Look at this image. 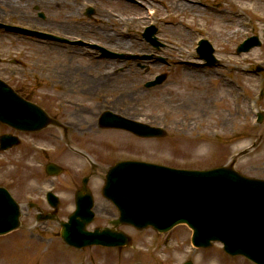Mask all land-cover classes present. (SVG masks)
<instances>
[{"label":"rangeland","instance_id":"rangeland-1","mask_svg":"<svg viewBox=\"0 0 264 264\" xmlns=\"http://www.w3.org/2000/svg\"><path fill=\"white\" fill-rule=\"evenodd\" d=\"M143 1L150 0H98L93 2L95 14L90 19L68 16L77 6H61L60 0H22L20 12L0 7V22L4 24L67 35L70 40L77 38L84 44H97L113 54L98 56V51L87 45H75L69 54L54 48V44L44 46L38 39L20 40L2 34L0 80L52 115L61 114L62 118L77 114L69 120L78 122L81 129L93 124L104 110L164 129L166 136L159 140L136 141L125 132L96 128L93 132L102 134L92 135L88 131V136L79 137L80 150L99 166L97 177L88 183L96 203L103 201L104 183L98 177L103 169L122 159L187 170H207L234 162L233 168L239 174L264 180V71L256 73V67L264 70V0H192L201 1L205 8H202L203 16L185 11L174 14L167 5L175 0H153L156 14L150 22L163 45L159 50L141 39L148 22L136 23L124 34L125 23L112 15H123L122 7ZM217 8H229L234 10L237 19L241 17L243 24L235 35L228 36L233 29L232 14L225 17L216 12ZM39 12L44 13V21L38 17ZM177 21L182 22L180 27L174 25ZM106 29L116 37L113 41L122 37L132 40L134 45L127 51L111 48V41L101 33ZM252 36L259 38L261 46L237 55V46ZM182 37L188 38L190 46H184ZM198 40H206L211 45L218 65L206 66L199 59L195 52ZM187 54L188 64L184 65L180 61ZM11 60L19 65H9ZM109 61L123 70L119 84H132L133 90L126 96L119 92L113 94L109 81L99 76L108 68ZM151 62L154 64L150 65ZM161 73L167 74L162 85L152 89L144 87L154 75ZM83 85L82 89H88L89 94L79 90ZM253 108L263 116L260 124H254ZM51 131L18 133L21 144L0 152V187L9 191L21 209L20 228L0 237V264H14L7 263L6 259L11 255L9 251L22 241L39 243L25 258L29 261L35 256L31 264H38L34 261L37 258L34 251L37 255L43 254L48 264H182L187 260L193 264H252L246 259L225 255L219 244L206 249L193 248L191 231L182 225L166 234H158L151 228L137 231L119 226L130 238L128 245L119 249L75 250L65 246L60 241L59 224L36 222V212L28 207L33 202L43 212H49L51 209L43 197L51 190L60 201L56 211L58 219L67 220L74 210V194L88 173L82 159L61 143L52 145L56 140ZM10 132L0 124V136ZM257 138L261 142L252 149ZM35 146H41L44 151ZM48 162L62 166L63 174L47 176L44 167ZM109 209L106 218L97 213L88 229L104 226L109 219H114L116 211Z\"/></svg>","mask_w":264,"mask_h":264},{"label":"water","instance_id":"water-1","mask_svg":"<svg viewBox=\"0 0 264 264\" xmlns=\"http://www.w3.org/2000/svg\"><path fill=\"white\" fill-rule=\"evenodd\" d=\"M4 28L47 37L20 28ZM146 38L150 40L151 33ZM259 45L256 37L251 38L237 48V53L243 54ZM199 54L209 64L216 63L213 50L206 41L201 43ZM164 78L158 77L147 86L160 84ZM0 122L28 132L57 125L40 108L21 100L2 81ZM100 126L129 130L143 137H162L165 134L158 128L133 123L110 112L101 116ZM16 144V139L8 135L0 139L1 150ZM45 170L49 175L61 173L55 165H48ZM103 194L118 207L123 223L138 229L151 226L161 233L178 224H186L193 231L192 245L205 248L211 242H220L227 254L241 255L255 264H264L263 180H248L231 167L198 172L170 170L144 163H121L108 171ZM47 198L56 208V198L52 194H48ZM76 202V212L61 225L63 241L78 248L90 245L123 246L127 243L124 235L108 230L87 232L85 227L93 218L91 197L88 193H79ZM19 217L18 205L7 190L0 188V235L17 229Z\"/></svg>","mask_w":264,"mask_h":264},{"label":"bare ground","instance_id":"bare-ground-1","mask_svg":"<svg viewBox=\"0 0 264 264\" xmlns=\"http://www.w3.org/2000/svg\"><path fill=\"white\" fill-rule=\"evenodd\" d=\"M20 1L22 0H0V7H5V8H10V10H15L17 12H20L21 9H23L20 4ZM61 1V6H71L72 3L68 2V0H60ZM149 1V0H148ZM161 1V0H160ZM210 1H214V0H210ZM218 4V3H217ZM28 5V4H27ZM236 5H234L233 3V8H235ZM24 7L26 8V6L24 5ZM168 9L170 8L172 10V12H174V14L178 13L180 14V12H190L195 16H203L204 14V7L201 3V1H192V0H175L174 3L168 4L167 5ZM204 8V9H202ZM125 11V14L117 16L116 13H113L112 15L116 16L118 20H122L125 24L124 27L126 30L130 29V27H132V25L142 22V23H147L149 22L152 17L156 14V6L154 4L153 0H150L149 2H139V4H135L133 6L128 5L125 7H122V11ZM234 12V10H232ZM229 10V8H224V9H216V12L220 15L223 16H227V15H231L232 17V24L231 26H233L232 30L230 32H228V36L231 35H235L238 30L239 27H241V25L243 24V20L241 19V17L239 19H237V17L234 15V13ZM111 15V17H112ZM109 20V19H107ZM176 27H180L182 25L181 21H177L174 24ZM186 25L189 26V24L187 23ZM106 34L107 40H110L111 42H109V45L111 48L115 49V50H130L129 48L132 47L134 44L132 43V40L130 39H123L122 37L119 38V40H114V38H116L115 36L109 35L107 32L108 30L106 29ZM183 41L186 42L184 44V46H190L187 43L188 38L187 37H182ZM192 44V42H190ZM188 54L186 55V57L182 58V64L187 65L188 64ZM111 61V60H110ZM109 61V62H110ZM196 66V65H195ZM118 70V71H117ZM206 77L209 76V73H205ZM100 77H104L109 81V85L112 86V92L114 93H121L123 96H126V94H128L130 91H132V84L131 83H122L119 84L120 79L124 76L123 70L118 69L117 65L115 64V62H110L108 64V68L105 70V72L99 74ZM204 76V74H203ZM202 80H206L205 78H200ZM86 82V81H85ZM88 84H91V81L88 82ZM86 83V84H87ZM85 86V85H83ZM227 87H229V82L226 84ZM129 98V97H128ZM97 135L96 133H92ZM101 209H103L102 205L100 206ZM102 211V210H101ZM38 242H20V244L17 246H15L14 248L11 249V251H9V253L11 254L9 256V259H6L7 263H14V264H19V262H21V264H31V262L33 261L34 257L32 255V257L30 259H32L30 261L25 260V258H28L27 256L32 254V248L36 249L39 246L36 244ZM37 251H34V255H36V260L38 264H48V259L43 255V254H36ZM16 262V263H15Z\"/></svg>","mask_w":264,"mask_h":264},{"label":"flooded vegetation","instance_id":"flooded-vegetation-1","mask_svg":"<svg viewBox=\"0 0 264 264\" xmlns=\"http://www.w3.org/2000/svg\"><path fill=\"white\" fill-rule=\"evenodd\" d=\"M77 117V114H72V115H69L66 117H63L62 116V119L64 120V123L67 124V127L66 128H63L61 132H58L57 130V133L55 132H50V135L53 137V139L55 140H59L61 141L65 146H67L68 148H70V146L72 145H77V146H80L81 142H80V138L79 137H82V136H87L89 134L88 131H91L93 129L92 126H88V128L86 129H81L77 124L78 122H71L69 120V118L71 117ZM77 123V124H76ZM85 138V137H84ZM104 210V207L103 209Z\"/></svg>","mask_w":264,"mask_h":264}]
</instances>
